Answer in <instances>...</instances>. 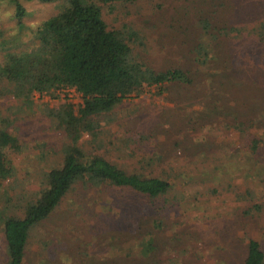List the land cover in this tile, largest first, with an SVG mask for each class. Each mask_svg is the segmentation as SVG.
Here are the masks:
<instances>
[{
	"label": "rangeland",
	"instance_id": "rangeland-1",
	"mask_svg": "<svg viewBox=\"0 0 264 264\" xmlns=\"http://www.w3.org/2000/svg\"><path fill=\"white\" fill-rule=\"evenodd\" d=\"M18 1L26 9L21 30L13 17L14 3L0 0V62L6 51L31 45L35 28L65 6V0ZM185 3L114 1L101 5L102 17L108 28L129 40L135 59L155 69H194L199 65L190 61L172 30L153 26L167 7L176 8L171 12L175 16L183 14L191 6ZM216 4L218 13L233 20L250 21L264 13V0ZM246 53L251 56L252 48ZM241 66L230 68L238 70L233 75L215 64L187 87H148L95 118L77 142L86 157L101 155L127 173L160 176L171 185L150 197L126 187L74 184L50 215L31 228L23 264H244L246 246L240 236L246 242L250 234L257 238L264 212L241 218L240 211L264 200V182L245 174L250 162L243 156L244 139L225 125L260 108L264 72ZM66 103L77 113L81 95L62 87L33 93L30 103L0 98V126L9 127L20 143L19 150L5 151L14 173L0 186V264L6 255L3 220L23 216V205L39 196L45 172L60 166L62 146L69 142L44 108ZM246 190L249 194L239 195Z\"/></svg>",
	"mask_w": 264,
	"mask_h": 264
},
{
	"label": "trees",
	"instance_id": "trees-1",
	"mask_svg": "<svg viewBox=\"0 0 264 264\" xmlns=\"http://www.w3.org/2000/svg\"><path fill=\"white\" fill-rule=\"evenodd\" d=\"M5 1L14 3L13 17L19 29H23L26 9L18 0ZM34 1L49 3L55 0ZM114 1L133 0H65L61 10L35 28L31 45L3 54L0 98L12 96L30 103L33 93L46 94L69 87L81 95L82 106L77 113L68 103L57 109L44 108L69 142L62 146L60 166L45 172V187L39 196L23 205V216L9 215L3 220L6 255L1 264H23L31 228L46 219L76 183L94 188L102 185L126 187L150 197L169 189L171 184L160 176L127 173L101 155L86 157L77 142L84 131L92 128L95 118L127 97L141 95L148 87L192 85L196 75L213 70L218 63L224 72L228 70L233 75L238 70L231 69L240 65L246 71L260 69L264 72V13L253 16L250 21H239L242 19L233 20L218 13L214 9L218 0H173L191 6H185L180 16L171 14L176 8H165L155 18L153 26H168L175 40L181 41L190 61L199 67L169 65L155 69L142 58L137 60L132 56L131 43L118 29L107 27L101 5ZM207 5L212 9L207 10L204 7ZM240 47L242 53L239 55ZM250 48L253 50L251 56L246 53ZM224 83L219 81L220 86ZM236 119L225 126L238 131L244 139L243 156L250 162L249 172L245 174L251 173L253 178L264 182V93L259 109ZM7 148L19 150V139L9 127L0 126V186L14 173V166L5 152ZM245 194L249 191L239 192L240 196ZM240 212L241 218L259 215L264 212V200ZM256 237L250 234L246 242L240 236L246 246L244 264H264V226L256 231Z\"/></svg>",
	"mask_w": 264,
	"mask_h": 264
}]
</instances>
